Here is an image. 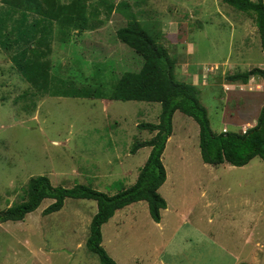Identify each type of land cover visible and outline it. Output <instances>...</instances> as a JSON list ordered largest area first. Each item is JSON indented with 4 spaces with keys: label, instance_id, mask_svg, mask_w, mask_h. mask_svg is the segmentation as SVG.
<instances>
[{
    "label": "rangeland",
    "instance_id": "obj_1",
    "mask_svg": "<svg viewBox=\"0 0 264 264\" xmlns=\"http://www.w3.org/2000/svg\"><path fill=\"white\" fill-rule=\"evenodd\" d=\"M0 17L14 33L7 50L0 45V211L23 201L32 177L108 196L135 183L150 148L131 154L132 145L154 136L136 126L157 123L160 104L49 94L61 80L108 96L124 72H138L141 58L115 36L130 21L176 63L183 43L194 45L188 60L199 71L205 67L198 99L213 132L220 133L222 122L241 124L264 104L262 78L230 80L264 70V52L254 17L224 0H0ZM36 52L46 54L40 60L48 91L38 92L18 68L26 71ZM172 128L162 155L166 181L159 194L167 209L161 225L146 202L131 204L121 224L110 219L103 225L104 250L117 264H264V160L206 165L197 124L177 112ZM186 183L194 186L186 189ZM206 200L214 207L205 208ZM51 203L42 202L22 221L0 223V264H100L85 245L96 203L68 199L59 212L44 215Z\"/></svg>",
    "mask_w": 264,
    "mask_h": 264
},
{
    "label": "trees",
    "instance_id": "obj_2",
    "mask_svg": "<svg viewBox=\"0 0 264 264\" xmlns=\"http://www.w3.org/2000/svg\"><path fill=\"white\" fill-rule=\"evenodd\" d=\"M224 1L236 10L254 17V23L260 36L261 50L264 52V5L259 0ZM15 14L12 12L9 15L12 18ZM21 14L20 17L23 20L29 19V15ZM38 22L39 20L33 22L32 25H37ZM5 30H7V23L0 17V45L7 50L14 33L10 34ZM30 34L31 28L28 30L27 38H31ZM115 36L141 58L143 64L138 72H124L115 82L108 96L98 89H78L71 83L68 84L61 80L52 83L49 94L71 98H106L112 101L160 104L157 124L140 123L137 125L139 130L154 133V136L146 141L137 140L131 148V154H135L142 148H150L148 158L140 169L135 183L113 196H108L85 185H76L72 188L54 187L45 176L32 177L28 181L23 201L0 211V223L17 222L35 212L45 200L53 202L44 209V215L60 211L66 199L94 201L97 212L90 221L89 235L85 245L90 253L98 257L100 264H117L101 245V227L117 210L144 201L147 204L150 218L155 223L160 222L161 211L167 207L166 201L159 194L160 187L166 181L162 155L167 140L172 134V118L175 112L182 113L197 124L198 146L204 164L218 166L226 163L235 167H243L255 157L264 160V106L258 114L256 125L248 129L245 134L215 133L211 130L207 111L198 99L197 88L177 80L176 62L163 45L156 43L141 25L131 21L128 25L118 29ZM30 48L32 49L31 44L26 50ZM43 57H46V54L34 53L32 64L27 66L26 71L22 70V66H18L21 75L29 83L35 85L38 92L48 91L47 75L43 69L46 64L40 60ZM15 58L12 57L14 63H16ZM251 74L259 76L264 81V70L262 69H254L245 75H235L230 80L244 82Z\"/></svg>",
    "mask_w": 264,
    "mask_h": 264
},
{
    "label": "crops",
    "instance_id": "obj_3",
    "mask_svg": "<svg viewBox=\"0 0 264 264\" xmlns=\"http://www.w3.org/2000/svg\"><path fill=\"white\" fill-rule=\"evenodd\" d=\"M167 29H169L168 27H165V29H163V31H166ZM180 55H179V61L176 63V67H175V76H176V78L178 77H182V76H184V78H183V81H184V83H187V84H190V85H192V86H194V87H196L197 88V90H199V89H201V87H204L205 86V81H202V77L201 76H203V75H205V71H204V69H205V67L203 68V70H201V71H199V70H197L196 68H192L191 67V65H190V63H189V57L191 56V55H194V53H195V49H194V45L192 44V43H189L188 41H185L184 43H183V46H182V50L180 49ZM183 74V75H182ZM178 80V79H177ZM179 81V80H178ZM186 81V82H185ZM201 81V82H200ZM230 92H232V91H230ZM154 104V103H153ZM158 104V103H157ZM264 106V104L263 105H261V107L258 109V111H257V114L256 115H253V113L249 116V118H247V119H245V121L244 122H242L241 124L240 123H237V124H235L234 123V126H231V125H227L225 122H222V128H221V131H220V133L223 131V129H225V130H227L228 132H240V130H242V129H249V128H252L253 126H255L256 125V123H257V119H258V114H259V112H260V110H261V108ZM206 109V108H205ZM207 111V110H206ZM177 112H175L174 113V115H173V117L175 116V114H176ZM180 113V112H179ZM182 114V113H181ZM224 117L225 116H223L222 115V120L224 119ZM159 118V117H158ZM184 121V119H180L179 121H178V124L179 125H181L182 124V122ZM172 122H173V118H172ZM157 123H158V121H157ZM157 123H155V124H157ZM138 125V124H137ZM249 126V127H248ZM137 127V126H136ZM181 127V126H180ZM229 127H232V128H235V129H237L236 131H231V130H229ZM141 131H144V130H141ZM199 131V130H198ZM146 132V131H145ZM148 132V131H147ZM150 133V132H149ZM150 134H152V133H150ZM174 135V132H173V128H172V134H171V136L168 138V140H167V143H169V141L172 139V136ZM137 141V139L135 140V142ZM141 141V140H140ZM146 141V140H145ZM134 142V143H135ZM166 143V144H167ZM133 146V145H132ZM166 147V146H165ZM137 153V152H136ZM135 153V154H136ZM144 165V164H143ZM206 165H208V164H206ZM222 165V164H221ZM209 166H212V165H209ZM218 166H220V165H218ZM218 166H212V167H218ZM231 166V165H230ZM140 171V170H139ZM185 173H187V174H192V172H191V170H188V169H186L185 170ZM182 178H183V174H182ZM192 178V177H191ZM165 183V182H164ZM209 184H207V186H208ZM185 187H186V189H188L189 187H192V186H194V184L193 183H186L185 185H184ZM202 186V188L203 187H205V185L204 184H202L201 185ZM162 187V186H161ZM160 187V188H161ZM91 188V187H90ZM194 191H195V189H193ZM205 193L204 192H202L201 193V195L200 196H202V198H204L205 197V195H204ZM66 200H68V199H66ZM46 201V200H45ZM51 201V200H50ZM53 202V201H52ZM141 202H144V201H141ZM137 203V202H136ZM134 204V203H133ZM131 205V204H130ZM130 205H128V206H130ZM63 206H64V204H63ZM128 206H126V207H128ZM126 207H124V208H126ZM204 207L205 208H210V207H214L213 206V202H210L209 200H206V202H205V205H204ZM124 208H122V209H120V210H117L115 213H114V215L110 218L111 220H114V223L115 224H117V225H119V224H121L122 223V219L123 218H125V217H127L129 214H130V212L129 211H123L124 210ZM62 209H63V207H62ZM166 209H167V207H166ZM121 210H122V212H121ZM163 211V210H162ZM59 212V211H58ZM97 212V207H96V211H95V213ZM119 212H121V213H119ZM56 213V212H55ZM95 213L93 214V216L95 215ZM161 214H162V212H161ZM253 213H251V215L248 217V219H247V222L248 223H252L253 222V218H254V216L252 215ZM92 216V217H93ZM92 219V218H91ZM109 219V220H110ZM108 220V221H109ZM210 220H211V218H210ZM209 220V221H210ZM91 221V220H90ZM107 221V222H108ZM161 222H162V217H161V219H160V222L158 223V225H161ZM90 224V223H89ZM106 224V223H105ZM105 224H103V225H105ZM103 225H102V227H103ZM102 227H101V230H102ZM88 235H89V227H88V233H87V237H86V240H87V238H88ZM101 235H102V231H101ZM102 241H103V239H102ZM86 243V242H85ZM260 243H257L256 245L258 246ZM101 245H102V242H101ZM259 247H260V245H259Z\"/></svg>",
    "mask_w": 264,
    "mask_h": 264
},
{
    "label": "built area",
    "instance_id": "obj_4",
    "mask_svg": "<svg viewBox=\"0 0 264 264\" xmlns=\"http://www.w3.org/2000/svg\"><path fill=\"white\" fill-rule=\"evenodd\" d=\"M251 1H255V0H251ZM259 1L264 5V0H259ZM249 129H250V128H249ZM247 130H248V129H242V130H241V134H245ZM226 132H228V131L225 130V129H223L222 133H226Z\"/></svg>",
    "mask_w": 264,
    "mask_h": 264
}]
</instances>
